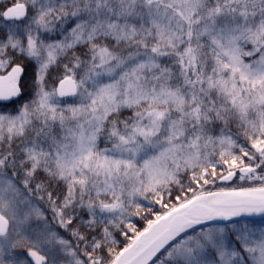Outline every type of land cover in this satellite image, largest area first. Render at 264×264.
Listing matches in <instances>:
<instances>
[{"label":"snow or ice","instance_id":"1","mask_svg":"<svg viewBox=\"0 0 264 264\" xmlns=\"http://www.w3.org/2000/svg\"><path fill=\"white\" fill-rule=\"evenodd\" d=\"M255 216L264 0H0V264H264Z\"/></svg>","mask_w":264,"mask_h":264},{"label":"trees","instance_id":"2","mask_svg":"<svg viewBox=\"0 0 264 264\" xmlns=\"http://www.w3.org/2000/svg\"><path fill=\"white\" fill-rule=\"evenodd\" d=\"M227 183H232L233 185L235 184V182H227ZM258 224H262L264 225V220H255ZM137 223L140 227L144 226V221L143 220H137Z\"/></svg>","mask_w":264,"mask_h":264},{"label":"water","instance_id":"3","mask_svg":"<svg viewBox=\"0 0 264 264\" xmlns=\"http://www.w3.org/2000/svg\"><path fill=\"white\" fill-rule=\"evenodd\" d=\"M251 219H253V220H264V217L255 216V217H252Z\"/></svg>","mask_w":264,"mask_h":264}]
</instances>
